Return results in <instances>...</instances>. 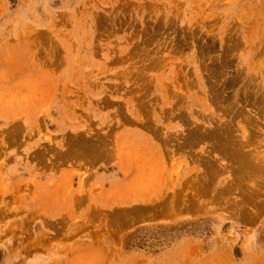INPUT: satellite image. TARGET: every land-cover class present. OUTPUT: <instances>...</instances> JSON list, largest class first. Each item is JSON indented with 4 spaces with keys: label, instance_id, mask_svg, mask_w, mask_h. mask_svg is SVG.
<instances>
[{
    "label": "rangeland",
    "instance_id": "374dc122",
    "mask_svg": "<svg viewBox=\"0 0 264 264\" xmlns=\"http://www.w3.org/2000/svg\"><path fill=\"white\" fill-rule=\"evenodd\" d=\"M0 264H264V0H0Z\"/></svg>",
    "mask_w": 264,
    "mask_h": 264
},
{
    "label": "bare ground",
    "instance_id": "6f19581e",
    "mask_svg": "<svg viewBox=\"0 0 264 264\" xmlns=\"http://www.w3.org/2000/svg\"><path fill=\"white\" fill-rule=\"evenodd\" d=\"M240 155V154H239ZM244 160V159H243ZM245 162V164H251V165H253V163H250V161L248 160V162L247 161H244ZM243 167V166H242ZM244 168V167H243ZM149 181H152V177H151V175H149V174H142L141 175V178H140V183L142 184V185H148V183H149ZM131 197H133V198H149V194H137V197H136V195H132ZM151 198H153V197H151ZM133 208H136V209H131V211H137V210H139L140 209V207H133ZM238 208V210H241V211H244L245 213H247V214H251V208H250V205H249V203H247L245 200L244 201H242L241 202V204L237 207ZM132 214H133V212H132ZM135 214H137V213H134L133 214V216L135 215ZM135 217H138V215H136ZM240 219V218H239ZM87 251H91V250H87ZM178 252V251H177ZM91 256H96L97 254H90ZM138 255L139 254H137V253H135V254H130L129 256H128V261L129 262H131V263H133V262H135V260H136V258L138 257ZM210 255V254H209Z\"/></svg>",
    "mask_w": 264,
    "mask_h": 264
}]
</instances>
